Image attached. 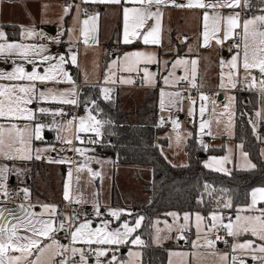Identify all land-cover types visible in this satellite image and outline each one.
I'll return each mask as SVG.
<instances>
[{
	"label": "rangeland",
	"instance_id": "374dc122",
	"mask_svg": "<svg viewBox=\"0 0 264 264\" xmlns=\"http://www.w3.org/2000/svg\"><path fill=\"white\" fill-rule=\"evenodd\" d=\"M41 4L37 3L28 8L23 6L25 10V15L16 14L17 19L15 23H18L21 27V39L7 41L8 43H24L37 46V51H39L38 46L44 45L45 50L39 55H34L30 58L36 61L35 65L27 63V61L20 60L15 55H0V68L4 72H10L13 70L16 64L23 63L25 69L29 72L33 71L36 67L39 72L43 75L46 70L50 68L51 65H59V57L64 56L65 63L59 65V67L52 70L53 75L56 76L54 81L40 82L36 81V88L38 91L47 92L49 89L53 93L58 94L61 92H68L69 90L74 91V98L78 99V92L81 90L77 87V82H82L86 84H104V88L111 89V92L118 90L122 96V106L126 109H135L140 105L144 99L145 94L151 88L157 87L158 77L160 75V102L161 99L165 101V107L162 109L160 107L159 119L161 124H168L169 127L165 132L168 138V146L165 149L166 157L173 165H184L188 162V156L186 152V142L188 137L191 135V126L196 127V136L199 142V148L201 151L205 152L208 149L224 147L223 153H201L206 155L203 159L204 164L207 166L209 163H214L212 161L213 157L222 158L229 156V160L224 165L229 173L234 168L248 169L251 168L249 164L256 163L247 155L243 156L242 153H247L244 148H240L242 145L234 139L235 135V121H236V104L238 94L233 92L228 80V72L230 71L228 67V62L231 60L232 56L237 51L234 45V38L225 40L224 43H217V38L222 39L224 35V24H221V31L217 34V38H213L210 44H207L205 48L199 47V36L202 25V11L201 9H188L186 13L183 14L182 18L178 20L176 27L178 30L177 39H173L171 45L164 44L160 47H144L139 50L128 51L122 56L117 58H111L108 62L105 73H103V61H102V47L99 41V27L95 23V30H92V21H89V32H88V42L85 43V36L81 38L79 35V27L77 21L78 10L77 8H70L67 13L65 10H49L50 17H40V12L37 9ZM239 12L241 21L243 19L251 18L255 15H264V12L257 10L254 13H249L248 15H243L240 10L233 9L235 13ZM228 16V15H221ZM45 20H53L57 32L49 33L46 30V26L41 24ZM103 32H105V39L110 38V35L115 27L118 18L113 20L104 15L103 19ZM211 24V21H209ZM41 25V27H40ZM50 25V24H46ZM34 29L35 34L32 36L23 35L24 29ZM240 32V29L236 30ZM14 32V31H13ZM182 33V34H181ZM182 36V37H181ZM189 37V42L185 45V39ZM192 37V38H191ZM212 37L211 29L209 30V38ZM239 39V38H238ZM6 41L1 42L5 43ZM204 43V41H202ZM203 46H205L203 44ZM180 50L184 54H178ZM143 52L146 54H155V59L157 62H148L141 59L138 64H130L124 60V57L128 53L132 52ZM76 55L77 62L75 64L71 63L72 55ZM43 55H48L53 57L50 61H41ZM178 59L183 60H197L198 64L196 66V87H199V91L196 94H192L189 98L184 99L182 97L183 88L186 86L192 87L191 76L189 74L188 80H179V77L186 75L185 66L173 67ZM223 61V65L222 62ZM6 63V66L12 65V68L7 69L6 66L2 67V63ZM70 66H76L78 70V81L73 76ZM190 69L191 65H187ZM132 68V71L128 69ZM147 68L148 72L151 74L148 78H145L144 69ZM257 69L252 70V75L256 77ZM67 72L68 76L71 77L69 80L63 73ZM223 74V83L225 87H221ZM245 73L242 68L239 69L238 76L244 77ZM165 78L168 79L166 84ZM132 81L127 83L124 81ZM76 81V82H75ZM251 78H249V82ZM26 84L28 81H8L6 79H0V84ZM257 89H260L259 84H256ZM216 89L212 93L215 95L216 99L213 102L209 100L202 101L200 99L201 94L209 96V91L205 89ZM110 92V93H111ZM109 93V94H110ZM162 93H180L181 96L178 98L175 95L172 97L164 96ZM258 93V92H256ZM104 95V93H103ZM220 95L223 96L220 99ZM260 99L259 107L255 110L252 119L250 120L253 131L258 139L262 141L260 145L261 156L264 159V94L260 91L259 94H253ZM229 97H234V100H229ZM63 98H73L72 96H67ZM62 98L58 96L56 100L47 99L40 100L34 98L32 103L27 105L28 108L32 109L35 118L31 121L26 119H12L7 120L5 118L0 119V123H4L6 126L9 123H15L20 127L25 124L29 125L33 129L32 139L30 141L31 155L33 159L36 156V150H39L40 156L48 153L52 147L59 146L62 142H65L67 146V152L70 156L65 160L67 164V175L64 183L65 187L69 183L68 173L71 169L72 178L70 184L69 194H74V200L79 196L82 201L81 204L86 205L89 208L87 213L80 215V221L83 219L92 220V226L99 227L101 220H110L111 224L109 226L110 230L121 227L124 221H128L130 224H134L132 221L133 206L135 203H141L147 199L148 195L144 191L146 187V182L150 180L152 169L150 166H136V165H123L115 166L112 158L102 157L100 153L96 152L94 149H83L82 145H76V141L84 143V145H93L92 141H97L96 133L87 131L81 132L79 130L80 118H85V123L87 124V117L89 115V108H82L79 110L78 104H64L61 101ZM169 100L176 101L174 104H169ZM195 100L196 103L193 104L192 101ZM205 107L204 116L201 117L199 109L200 106ZM227 105V109L225 106ZM75 106V107H74ZM46 108L48 112H40L39 109ZM62 110V112L60 111ZM69 112L76 113V118L68 120L67 117ZM257 113H260L258 116ZM231 115V121L229 116ZM97 118V117H96ZM98 119V118H97ZM100 120V119H99ZM72 121L69 126L68 122ZM202 121H210L209 127L205 131H201L200 124ZM176 122V125H174ZM38 124H44L45 127L39 133L40 139H45L46 133L51 134L54 140H49L46 142L36 139L35 128ZM102 130V129H101ZM211 132L209 135L208 132ZM35 140V141H33ZM57 140V142H56ZM67 141H71L68 143ZM42 148H44L42 150ZM76 149H80L84 155L77 152ZM43 151V152H42ZM77 154V160H73L71 155ZM200 154V155H201ZM248 154V153H247ZM36 159V158H35ZM28 160V159H26ZM32 160V159H31ZM49 172H45V176L42 172H38L35 169L36 174L33 172V161L32 163H18L12 162L11 168L15 176L16 183L13 184L11 188L17 190L19 188L20 192L25 187V182H31L32 185L40 190H47L49 188L54 189L56 181L60 178L53 166L57 164L54 161H59L60 159H53L50 154L44 158ZM87 162L89 167L94 172L101 173L102 178H93L91 174L84 169L83 171L77 173L76 168ZM96 165L98 167H96ZM217 165L211 169H214ZM209 168V167H208ZM77 176H79V181L77 182ZM11 178V177H10ZM14 178V177H13ZM113 183L118 189V195L116 201L113 202ZM57 189V187L55 188ZM56 191V190H55ZM50 192V191H49ZM64 192L61 196L60 192H54L58 196V200H54L49 196V198H39V200H33L35 203L44 202H54L60 203L64 201ZM22 194V193H21ZM25 197V194L23 193ZM60 196V197H59ZM51 199V200H50ZM100 205L101 216L95 215V205ZM251 203V200H250ZM249 203V204H250ZM248 205L240 206L237 213L232 217L229 213H224L222 211H212L209 214H205L202 211L195 212H178L170 211L169 213L178 214L177 217L171 215L156 219L153 225V242L155 246H165L172 245L168 248V264H233L232 257L236 256L239 259H243L246 264H259V261L252 258V253L246 250L232 248L233 244L245 243L246 241H255V245L264 243L260 241L257 237L252 236L251 233H244L238 237L228 236L223 228L211 229L206 227L212 223L211 215L216 212L223 217L224 223H228V218L235 221L237 214L242 216L247 215H259L256 210H246L241 211V209H247ZM258 207V204L256 206ZM113 209L122 210L120 219H116L111 215ZM131 213V215H129ZM184 213H190V220L185 222L183 220ZM199 213L205 219L201 222V228L198 233L196 227L195 214ZM123 217V218H122ZM83 219V220H84ZM82 220V221H83ZM81 221V222H82ZM186 225L183 231H181V226ZM159 230V232H158ZM223 233V236H228L229 246H221V242L216 239L218 233ZM190 234L192 235L191 242H185L189 240ZM199 235V238H198ZM246 235V236H245ZM157 236L160 237L157 241ZM183 236V239L180 237ZM191 237V236H190ZM135 237L129 238V242L119 246H108V245H96L93 244L92 248L97 247H118V251L115 253L109 252L108 256L102 257L101 260L103 264H107L111 256L115 254L118 258V262L122 261L124 264H142L143 255V245H133L130 241ZM141 238V237H140ZM211 239L215 241L214 247H208L206 240ZM145 242V240H143ZM193 242H196L197 247H193ZM62 244L65 245L64 241ZM76 248H82L86 245L83 242L74 243ZM254 245V246H255ZM134 253H139V256L130 255ZM173 253H188L187 256L173 255ZM223 254H227L228 259L226 261L221 260L220 257ZM256 255H260L256 253ZM93 261L88 258V264H96L95 256ZM80 259H74L70 264H79ZM118 262H113V264H118ZM239 264V261H236Z\"/></svg>",
	"mask_w": 264,
	"mask_h": 264
},
{
	"label": "snow or ice",
	"instance_id": "6c2138e0",
	"mask_svg": "<svg viewBox=\"0 0 264 264\" xmlns=\"http://www.w3.org/2000/svg\"><path fill=\"white\" fill-rule=\"evenodd\" d=\"M95 3H111V4H120L121 0H92ZM131 3H138L141 5L139 8H124V32H123V42L128 44L133 42V38L140 39L142 38L144 44L158 45L161 43L160 33H161V19L163 13L160 11V6L167 3H171L175 7H187V8H200V9H219V8H238L241 6L242 0H214V2L205 3L204 0H187L185 4H176L175 0H129ZM261 3L264 4V0H261ZM155 5L157 10L151 11V7ZM243 5L245 8H250L251 0H243ZM71 6H68L65 9V12L69 11ZM261 12H264V8L260 9ZM154 19V24L148 27L143 33L142 29H145L147 21ZM92 21V30H95V21L97 16H92L89 19L83 21L84 24V36L85 43L88 41V32H89V21ZM211 21V24H209ZM224 24V35L222 39L217 38V34L221 31V24ZM203 41L204 45L207 46L209 41V30L211 29V35L213 38H217V43H223L225 40L230 38L238 37L239 43L233 45L237 50L232 56L231 60L228 62V67L230 71L228 72V80L230 86L235 88L237 86L239 69L242 68L245 75L243 80L247 83V87L251 88L256 86L259 83L260 90L264 94V15H255L251 18L243 19L241 21L240 13L235 12L224 17L221 16L219 12L214 11L213 15L209 16V13L205 11L203 16ZM240 29V32L236 30ZM35 34L34 29L25 28L23 35L32 36ZM0 38H5L6 34L4 31L0 30ZM39 51H37V46L24 44V43H2L0 44V55H15L20 60L27 61L29 64L35 65L36 61L30 57L34 55H39V53L45 50L44 45L38 46ZM54 59L48 55H43L41 61H50ZM141 59H144L148 62H157L155 59V54H146L143 52H132L125 55L124 60L130 64H138ZM64 56L59 57V65L65 63ZM77 62L76 55L73 54L71 57V63L75 64ZM223 65V61L221 62ZM191 65L189 69L187 65ZM198 64L197 60H183L178 59L173 67L176 66H185L186 75L179 77V80H188L189 74L191 76V85L196 87V66ZM59 65H51L48 70L42 75L39 70L34 67L33 71L29 72L25 69L23 63H18L15 65L12 71L4 72L0 71V79H6L8 81H28L26 84H0V118H5L7 120L12 119H26L33 120L35 118L32 109L28 108L27 105L31 104L34 98L40 100L52 99L56 100L58 96L61 99L60 102L64 104H76L77 101L74 98V91L69 90L68 92H61L58 94L53 93L51 89L47 92L38 91L36 88V81L45 82V81H54L56 76L51 74L54 68L59 67ZM257 69L261 74V79L257 81V78L252 75V70ZM132 71V68L128 69ZM145 78H148L151 74L148 72V69H144ZM63 75L71 79L68 76L67 72H64ZM131 83L132 81H124ZM168 83V79L165 78L164 81ZM221 87H225L223 83V74H222V83ZM111 89H103V99L110 100L111 96L109 93ZM180 97V93H162V97L168 96ZM67 96H72L73 98H63ZM200 99L202 101L208 100L206 95L201 94ZM234 97H229V100H234ZM176 101L169 100V104H174ZM91 103L96 105V101L92 100ZM193 104L196 103L195 100L192 101ZM160 107L163 109L165 107L164 99H161ZM98 108V105H97ZM227 109V105L225 106ZM205 107L200 106L199 112L201 117L204 116ZM40 112H48L46 108L39 109ZM62 112V110H60ZM259 116L260 113H257ZM163 121V118H161ZM231 121V115L229 116ZM88 123H85V118L81 117L79 122V130L81 132L91 131L101 136V129L105 123H110V121H102L96 118L92 114V111H89L87 117ZM69 126L72 124V121L68 122ZM210 121H202L200 124L201 131H205L209 127ZM176 125V122H174ZM45 127L44 124H38L35 128L36 139H40L39 133ZM210 135L211 132L209 131ZM33 129L29 125L25 124L23 127L18 126L15 123H9L7 126L4 123H0V156H4L8 159H33L30 149V141L32 139ZM71 143V141H67ZM97 143L98 141H92ZM242 149L243 145H239ZM77 152H80L81 155L84 153L80 149H76ZM243 156L247 157V153H242ZM36 159H41L39 150H36ZM229 160V156L222 158L213 157L212 161L214 163L207 164V167L212 168L215 165L216 171L228 172V169L224 166ZM56 163H65L66 161L61 159L59 161H54ZM251 168H255V164H249ZM87 169L93 178L100 177L101 173L94 172L88 163L85 162L80 164L76 168V172L79 173ZM9 169L6 166H0V191H2L4 196H8L7 188V173ZM230 174V173H229ZM72 178V171L69 170L68 181L69 183L65 187L64 198L65 200H70V184ZM79 181V176H77V182ZM205 190L210 186L205 184ZM25 194V200L29 199L30 193L28 188L22 189ZM260 201H264V188H258L253 190L251 193V203L247 206V209H241V211L246 210H256L259 212V215H247L242 216L237 214L235 221H232L231 218H228V223H224L225 217L222 215L213 212L211 215L212 223L206 225L211 229L223 228L228 236L238 237L244 233H251L252 236L257 237L260 241H264V208H257V204ZM76 203H82V199L78 196L75 200ZM202 202V200H201ZM36 205L28 203H21L18 205V211L13 209H8L6 207L0 206V264H41V256L45 252L53 249L55 246V256H63L65 252L70 251L72 256L77 254L80 257L79 264H88V255L95 256L96 264H103L101 260L102 257L108 256L109 252L115 253L118 251V247H97L92 248L93 244L96 245H108V246H119L129 242V238L133 233L141 227L142 221L144 220L143 216H139L135 219L134 224H130L128 221H124L121 227L110 230L109 226L111 224L110 220H101L99 227L92 226V220L84 219L80 222V214L74 213L72 216H67L61 218L57 211L56 205L43 204L40 207L43 209L41 213H36L33 209ZM224 208L232 207L231 199L223 204ZM95 215L101 216L99 211L100 205L97 203L95 205ZM122 210L113 209L111 215L117 220L120 219ZM131 215V213H129ZM169 215L178 218V214L169 213ZM191 217L190 213H184L183 220L185 222L189 221ZM205 217L201 216L199 213L195 214L196 227L199 230L201 228V222ZM186 225L181 226V231H183ZM67 232L70 237L72 244L77 242H83L89 246V253L86 254L85 250L82 248L71 247L70 245L61 244L60 241L56 238L58 232ZM159 232V230H158ZM183 239V236L180 237ZM199 238V235H198ZM160 237L157 236V241ZM216 239H222L217 236ZM45 241H50V243H45ZM133 245H143L144 241L140 236H135V238L130 241ZM227 242V241H225ZM208 247H214L215 241L211 239L206 240ZM255 241L249 240L245 243H236L232 245L233 250L241 249L246 250L252 253V258L259 261V264H264V243L255 245ZM196 242H193V247H197ZM259 253L260 255H256ZM130 255L139 256V253H134ZM173 255L187 256L188 253H173ZM221 260L226 261L228 259L227 254H223L220 257ZM239 261V264H246L243 259H239L236 256L232 257L233 264H236V261ZM113 262H118V258L115 254L111 256V259L108 260L107 264H113ZM57 264H68L67 259H62L57 262ZM118 264H124V262L119 261Z\"/></svg>",
	"mask_w": 264,
	"mask_h": 264
},
{
	"label": "trees",
	"instance_id": "16d2710c",
	"mask_svg": "<svg viewBox=\"0 0 264 264\" xmlns=\"http://www.w3.org/2000/svg\"><path fill=\"white\" fill-rule=\"evenodd\" d=\"M251 5L250 8L244 7L245 15L264 8L261 0H251ZM5 29L11 39L17 38L20 32V27L16 24H6ZM121 29L122 22L119 19L110 38L103 39L101 37L104 50L103 73H105L113 53L121 55L143 45L141 41L122 43ZM178 54L184 53L180 50L173 55ZM69 68L77 81V67L70 66ZM158 78L157 87L148 90L142 103L135 109H126L122 106L123 96L118 90L113 89L109 94L111 99L104 100L102 88L98 84L83 85L78 92L77 99L79 110L85 107L89 108L98 119L110 121L103 125L102 135L98 142L103 153L111 154L117 164L150 166L152 168L151 178L146 182L144 188L148 197L141 203H135L132 208L133 219L131 222L134 223L139 216L144 217L141 227L133 233V237L138 235L142 240H145L142 264H168V248L172 245L155 246L152 244L153 225L156 219L168 216V213L173 210L181 213L202 211L205 214L222 211L233 217L240 206L249 205L251 191L254 188L264 187V159L260 152L262 141L256 137L250 122L255 110L259 107L258 96H254V93H237L234 135V139L243 145L249 157L256 163L255 168H234L229 172L230 174L208 168L203 162L206 155L201 156L200 154L223 153L224 147L201 151L195 125L191 126V135L186 142L188 162L184 165H173L165 153L168 146L165 132L169 125L159 122L160 75ZM92 100L96 101V105L91 103ZM35 169L42 172L44 176L45 172L50 170L45 160H34L33 172L36 174ZM53 169L60 177L54 185L57 189L49 188V192L34 187L31 182H25L31 200L49 198V196L56 200L58 198L57 191L61 196L63 195L68 171L67 164L57 163ZM205 184L210 186L207 190H205ZM118 194V189L114 185L113 202L116 201ZM229 199H231L232 207L224 208L223 204ZM190 236L189 240L184 241L183 244L191 242L192 235L190 234Z\"/></svg>",
	"mask_w": 264,
	"mask_h": 264
},
{
	"label": "crops",
	"instance_id": "0c3cea01",
	"mask_svg": "<svg viewBox=\"0 0 264 264\" xmlns=\"http://www.w3.org/2000/svg\"><path fill=\"white\" fill-rule=\"evenodd\" d=\"M176 4H185L187 3V0H175ZM205 3H209V2H214V0H204ZM40 3L41 5L37 8L40 12V17H50L51 15L49 14V10H65L68 6H66L64 4V0H0V30L4 31V33L6 34V40L5 38H0V43L3 41H11V40H20L21 39V30L18 34L17 38H9L8 37V32L5 29V25L6 24H16L20 27V25L18 23H15L17 19L16 14L18 13V15H25V8L23 7L25 5L26 8H28V6H32V8L34 7L35 4ZM71 8H77L78 10V15H77V21H78V27H79V35L81 36V38H83L84 36V24L83 21L86 19H89L92 16H97V20L95 21L96 25L98 24L99 29V41H100V45L102 47V61H103V45L101 42V37L103 39H105V32H103V19H104V15L108 16V18H112L113 20H115V18L121 19L122 22V29H121V41L123 42V32H124V16H123V10L124 8H139L141 7L140 4L138 3H131L129 2V0H121L120 4H111V3H95L92 2V0H71ZM243 0L241 3V6L236 8L238 10L241 11V13L243 12ZM100 9V10H99ZM188 9H200V8H187V7H175L173 6L170 2L165 4V5H161L160 6V11L163 13L162 15V19H161V33H160V39H161V43L158 45H152V44H144L142 38L140 39H135L133 38V42L136 41H141L143 43L142 46L134 49L139 50L141 48L144 47H162L164 44H168L171 45L173 43V39H177V35H178V30L176 27V24L178 22L179 19L182 18L183 14L186 13V11ZM233 9L235 8H219L216 10L213 9H201L202 11V25H201V31H200V36H199V47L201 48H205L206 46H203V16L205 11H207L209 13V16L213 15L214 11L219 12L220 15H229V13L233 12ZM94 10V11H92ZM99 10V11H96ZM151 11H156L157 8L155 5H153L150 9ZM41 24H43V26H51L52 24H55V22L53 20H45L43 21ZM46 24H50V25H46ZM154 24V19H150L147 21V24L145 26V29H142L141 32L143 33V31H145L148 27L152 26ZM89 26V25H88ZM41 27V25H40ZM21 29V27H20ZM101 31H102V36H101ZM57 32V25H56V31ZM182 34V33H181ZM182 37V36H181ZM188 36L185 39V44L187 45V43L189 42L188 40ZM192 38V37H191ZM213 37L209 38L208 44H210L212 42ZM88 42V41H87ZM224 43V42H223ZM134 50H130V51H134ZM128 52V51H126ZM124 52V53H126ZM123 53V54H124ZM121 55H117L116 53H113L111 58H117L120 57ZM171 56H173V53L171 52ZM2 67L6 66V63H2L1 65ZM7 69L12 68V65H7L6 66ZM0 71H2V68H0ZM78 81V79H77ZM76 82V81H75ZM79 82V81H78ZM80 84L85 85L86 83H82L79 82ZM96 85V84H93ZM99 85V84H98ZM101 88L103 86H105L104 84H100ZM78 87V86H77ZM260 90V89H258ZM261 91V90H260ZM256 94H259L256 93ZM223 98V96H222ZM2 119V118H0ZM68 120H72V119H68ZM102 132V130H101ZM101 136H97L96 134V139L99 142ZM52 140L53 137H51ZM51 139H40V141H49ZM35 141V140H33ZM57 142V140H56ZM98 142L93 145H84V143L82 142H78L76 141V145H82L83 149H94L96 150V152L100 153L102 157H110L112 158V161L114 162L115 166H119V164L115 163V159L114 157L109 154V153H103L101 150V147L98 145ZM65 142H62L59 146L57 147H52L48 153L44 154L41 156V159H32V160H26V159H8L4 156H0V166H6L9 169V172L7 173V188H8V192L9 195L8 196H4L2 191H0V206L6 207L8 209H13V210H17L18 211V205H20L21 203H31L36 205V207L33 209V211H35L36 213H41L43 211V209L40 207V205L43 204H50V205H56L57 206V211H59V207L56 203L54 202H44V203H35L33 200H31L30 198L25 200V197H21L23 195L24 192H20L19 188H17V190H15L14 188H11L12 185L16 183V179L12 168H11V163L12 162H18V163H32L33 160H43L44 158L46 159V156H48L50 154V157H52L53 159H68L69 161V155L67 152V146L65 145ZM44 148H42L43 150ZM43 152V151H42ZM73 160H77V154H73L71 155ZM96 167H98L96 165ZM152 169V168H151ZM152 175V173H151ZM11 177V178H10ZM14 177V178H13ZM10 187V188H9ZM113 187H114V183H113ZM112 187V189H113ZM258 188H264V187H257L254 188L258 189ZM253 190L251 191V193L253 192ZM14 191L17 193L16 198L12 199L11 197V192ZM113 195V192H112ZM71 196L74 197V194H71ZM75 198V197H74ZM65 199V198H64ZM258 207L260 208H264V201H260L258 203ZM84 219V217H83ZM82 219V220H83ZM81 220V221H82ZM80 221V222H81ZM246 236V235H245ZM230 237V236H229ZM56 238L60 241V243L62 244V241H64V239L61 236V233L58 232L56 234ZM45 243H50V241H45ZM55 246H53V249L45 252V254L43 256H41V264H57L58 261L62 260V256H54L55 253ZM80 259V258H79ZM90 261H93V257H89Z\"/></svg>",
	"mask_w": 264,
	"mask_h": 264
},
{
	"label": "built area",
	"instance_id": "2783aa9c",
	"mask_svg": "<svg viewBox=\"0 0 264 264\" xmlns=\"http://www.w3.org/2000/svg\"><path fill=\"white\" fill-rule=\"evenodd\" d=\"M64 4L66 6H70L71 5V0H64ZM243 15H245V12H244V6H243ZM239 39L238 38H235L234 39V44L236 43H239ZM256 78H257V81H259V79H261V74L259 73V71H257L256 73ZM237 80H238V83H237V86L235 88H232L233 92L235 93H256V92H260V90L257 89L256 86L254 87H247V83H250L249 81L245 82L242 78V76H238L237 77ZM78 88H82V84H80L79 82L76 83ZM259 84V83H257ZM199 87H189V86H186L183 88V94H182V97L184 99H187L189 98L192 94H196L198 91H199ZM207 91H209V96H208V100L210 102H213L215 101L216 97L215 95L212 93L213 91H216V89H205ZM76 113H73V112H69L67 117L69 119H75L76 118ZM162 120V119H161ZM161 120L159 119V122H161ZM10 188V187H9ZM16 195L17 193L12 191L11 192V197L12 199H15L16 198ZM71 199L70 200H64L60 203H57L58 207H59V211H58V214L60 215L61 218L63 217H67V216H72L74 213H77V214H83V213H87L89 211V208L84 205V204H81V203H76L73 196H70ZM61 236L62 238L64 239V243L65 245H70L71 247H75V244H72L71 241H70V237L68 236V233L67 232H64V231H61ZM219 237H221L222 239H218L219 242H221V246H225V247H228L229 246V238L228 236H223V233H218ZM227 241V242H225ZM92 247V246H91ZM83 249L85 250V253L88 254L89 253V246L88 245H84ZM91 257V255H88V258ZM79 255L77 254L76 256H72L71 252L68 251V252H65L64 255L62 256V259H67L68 260V264H70L74 259H79Z\"/></svg>",
	"mask_w": 264,
	"mask_h": 264
},
{
	"label": "water",
	"instance_id": "95a60500",
	"mask_svg": "<svg viewBox=\"0 0 264 264\" xmlns=\"http://www.w3.org/2000/svg\"><path fill=\"white\" fill-rule=\"evenodd\" d=\"M46 30H47L49 33H55L56 28H55L54 26H47V27H46ZM219 98L222 99V95H220ZM51 137H52L51 134L46 133L45 138H47V139H51ZM201 156H204V155L201 154Z\"/></svg>",
	"mask_w": 264,
	"mask_h": 264
}]
</instances>
